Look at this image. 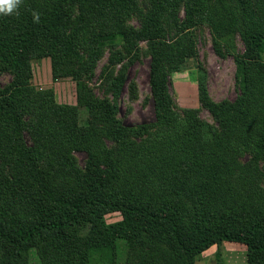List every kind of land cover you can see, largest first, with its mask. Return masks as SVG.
I'll list each match as a JSON object with an SVG mask.
<instances>
[{
  "label": "trees",
  "instance_id": "obj_1",
  "mask_svg": "<svg viewBox=\"0 0 264 264\" xmlns=\"http://www.w3.org/2000/svg\"><path fill=\"white\" fill-rule=\"evenodd\" d=\"M135 9V0H21L11 15L0 14V66L11 75L0 90V152L13 170L11 179L0 175V264H29L21 247L41 234L40 264H117L119 241L126 264H196L213 245L214 264H225L223 242L245 246L243 264H264V188L256 164L239 162L248 154L264 165V0H149L138 28L126 24ZM198 23L208 27L215 52L225 50L235 64L239 94L220 103L209 97L198 65L197 99L217 129L191 108L179 118L169 91V75L196 56ZM112 37L127 50L146 43L150 124L123 126L117 104L95 98L79 81L81 51L98 55ZM40 47L53 80L76 82L75 105L56 104L52 90L31 84L28 57ZM124 83L123 73L111 79L114 98ZM79 109L86 112L82 123ZM25 115L38 121L31 146L15 139ZM72 150L85 154L83 168ZM52 206L69 212L53 215ZM199 209L210 226L191 242L190 214ZM113 212L121 220L104 224ZM84 214L94 236L78 235Z\"/></svg>",
  "mask_w": 264,
  "mask_h": 264
},
{
  "label": "rangeland",
  "instance_id": "obj_2",
  "mask_svg": "<svg viewBox=\"0 0 264 264\" xmlns=\"http://www.w3.org/2000/svg\"><path fill=\"white\" fill-rule=\"evenodd\" d=\"M136 9L126 18V24L138 28L149 9V0H135ZM180 17H183V11L180 10ZM196 46V56L187 58L181 65L177 73L169 75V91L175 103L174 112L180 118L182 110L191 108L196 111L199 121L206 122L217 129V124L203 108L197 99V70L200 65L204 73L207 92L211 100L215 103L223 101L232 102L239 94V87L235 78V64L231 54L221 51L218 55L212 44V37L208 27L198 23L193 29ZM108 38V34H100ZM235 51H243V43L239 36L233 37ZM100 53L94 54L86 49L81 51V59L77 63V72L81 85L88 89L97 99L106 98L117 104L118 110L116 117L121 124L128 128H136L143 124L154 122L153 103L148 84L149 71V53L145 42L139 44L136 50L125 49L120 39L109 38L101 43ZM264 60V54L262 55ZM31 70V84L36 90H52L54 102L59 105H75L76 82L70 77H61L53 80L51 75V61L43 47H40L28 57ZM117 73L125 75V83L122 87L119 97L114 98L109 88V82ZM11 75L9 71L0 66V90L9 84ZM79 121L82 123L86 118V112L79 109ZM19 134L15 136L16 143L21 142L24 146H31L33 143V127L38 124L37 119L32 115H25L22 119ZM151 132V131H150ZM149 134V133H148ZM135 139L134 141H145L148 136ZM133 140V139H132ZM16 145V144H14ZM110 149L119 148L118 145L107 142ZM76 167L83 168L85 154L80 151H71ZM241 164L255 163L259 173L260 186L264 188V165L260 159H254L252 155L244 154L239 157ZM44 169L43 163L40 164ZM0 175L11 179L13 170L6 151L0 152ZM50 213L55 214L63 212V208L57 206L50 208ZM64 212H69L68 209ZM87 212V211H85ZM47 214V212H46ZM119 212L105 214L102 217L104 224L114 223L121 220ZM87 214L81 216L77 223V231L80 237L88 236L89 233H95V226L92 228L88 222ZM190 240L196 242L202 239L210 222L204 209L191 212L190 214ZM91 235V234H90ZM46 234L36 236L29 245L21 247V255L27 258L29 264H40L38 251L46 248L43 239ZM43 237V239H42ZM1 245V244H0ZM218 245L210 246L196 258V264H214V253ZM223 258L225 264H242L245 262L246 248L244 245L232 242H223ZM127 250L122 241L117 244V264H126Z\"/></svg>",
  "mask_w": 264,
  "mask_h": 264
},
{
  "label": "clouds",
  "instance_id": "obj_3",
  "mask_svg": "<svg viewBox=\"0 0 264 264\" xmlns=\"http://www.w3.org/2000/svg\"><path fill=\"white\" fill-rule=\"evenodd\" d=\"M20 3L21 0H0V14L11 15L17 10Z\"/></svg>",
  "mask_w": 264,
  "mask_h": 264
},
{
  "label": "crops",
  "instance_id": "obj_4",
  "mask_svg": "<svg viewBox=\"0 0 264 264\" xmlns=\"http://www.w3.org/2000/svg\"><path fill=\"white\" fill-rule=\"evenodd\" d=\"M243 264V263H242Z\"/></svg>",
  "mask_w": 264,
  "mask_h": 264
}]
</instances>
